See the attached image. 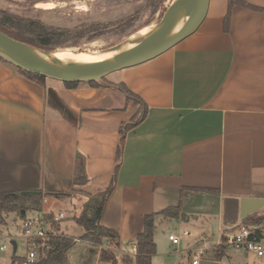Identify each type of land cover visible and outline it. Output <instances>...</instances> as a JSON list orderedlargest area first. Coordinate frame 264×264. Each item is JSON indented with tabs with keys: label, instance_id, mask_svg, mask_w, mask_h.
Segmentation results:
<instances>
[{
	"label": "crops",
	"instance_id": "obj_1",
	"mask_svg": "<svg viewBox=\"0 0 264 264\" xmlns=\"http://www.w3.org/2000/svg\"><path fill=\"white\" fill-rule=\"evenodd\" d=\"M231 1L210 0L193 34L153 59L116 71L111 85L66 87L48 78L43 86L0 61V192L67 193L46 196L37 215L53 214L48 205L62 202L74 207L76 219L86 193L110 186L121 128L140 112L127 101L122 83L148 109L124 135L115 187L100 218L118 237L98 246L99 260L109 247L125 264V254L135 255L145 216L157 213V228L171 218L161 212L178 205L188 222L216 218V242L200 245L201 256H194L216 260L212 247L244 224L242 199H264V12L233 3L226 31ZM241 1L264 8V0ZM78 153L88 176L82 185L74 181Z\"/></svg>",
	"mask_w": 264,
	"mask_h": 264
},
{
	"label": "rangeland",
	"instance_id": "obj_2",
	"mask_svg": "<svg viewBox=\"0 0 264 264\" xmlns=\"http://www.w3.org/2000/svg\"><path fill=\"white\" fill-rule=\"evenodd\" d=\"M41 1H54L56 7L41 9L36 5L37 2ZM171 1L159 2L158 0L156 4H151L150 0H0V17L16 15L21 18L36 19L50 27L72 28L75 30L80 26L104 24L107 28L103 27V29L106 28L104 32L96 37L86 34L80 38L62 39L61 42L53 41L54 43L52 42L53 44L51 43L47 50L52 52L64 48L86 50L98 43L103 44V49H107L112 45L126 41L128 37L143 27L159 22L166 14ZM27 35L32 38L36 37L35 34L29 32H27ZM16 68L18 69V67ZM115 80H117L116 71L106 75L105 83L95 86L101 87L102 85L114 84L113 81ZM51 81L46 78L45 83L42 85L46 86V82L50 83ZM30 207L24 217L21 216L19 210L3 212L0 215V246L2 244L6 245L4 249L0 247V264H22L23 257L27 253V240L23 236L22 222L26 217L37 216V211L32 210ZM48 207L54 212L51 213L52 215H59L60 211L64 213L65 216L60 219V223L65 235L71 234L77 236V238L82 237L83 227L77 223L75 209L71 204L50 203ZM260 215H264V211ZM206 220H208V223ZM213 223L212 231L208 234L207 240L205 236L206 229L210 228ZM217 230L215 217L203 218L200 216L197 219L192 218L189 222L183 217L166 219L155 229L157 253L154 255L153 264H193L194 256L197 254L201 256L197 249L200 245L216 242ZM184 231H190L193 234L185 235ZM171 232L181 236L179 245H172L168 237ZM13 240L16 241V245L12 242ZM97 248L98 246L89 245L80 239L69 250V259L72 264H121L120 261L117 263V260L115 263L99 260ZM203 257L208 256L203 254ZM220 261L222 264H231V262L264 264V260L255 254L247 253L233 246H228L225 257H222Z\"/></svg>",
	"mask_w": 264,
	"mask_h": 264
},
{
	"label": "trees",
	"instance_id": "obj_3",
	"mask_svg": "<svg viewBox=\"0 0 264 264\" xmlns=\"http://www.w3.org/2000/svg\"><path fill=\"white\" fill-rule=\"evenodd\" d=\"M151 4H156L158 0H150ZM165 0H159L163 2ZM241 3L243 5L250 6L251 8L258 9L264 12V8L249 5L241 0H232L230 2V9L226 16L225 28L226 31L230 29V19H231V6L233 3ZM106 27L104 24H91L89 26H80L77 30L75 29H61L54 28L42 24L40 21L32 18H21L16 15H6L5 17H0V29L7 33L9 36L29 43L31 45L39 46L42 48L49 49L48 46L53 41L61 42L60 40L80 38L86 34H90L93 37L104 32ZM36 35L35 38L29 37L27 32ZM91 37V38H93ZM54 43V42H53ZM52 43V44H53ZM0 61L8 63L0 57ZM18 70L26 75L28 78L39 82L40 84L45 83L46 77L40 74L25 71L21 68ZM80 82H65L67 87H75ZM92 85H99L98 81H90ZM120 88L126 93L127 101L134 102L139 106V114L136 115L130 122L124 123L121 128L122 139L120 141L118 151H117V165L115 168V173L110 186L102 191L95 194H87L88 200L84 203L81 212L76 217L78 224L84 227L85 233L82 235V239L88 241L94 245H102L109 241L112 244L118 237L117 231L100 224V218L102 216L106 201L108 196L111 194L115 187V182L117 178L118 168L121 161L122 147L124 135L127 130L138 124L147 114L148 105L146 102L128 89L127 86L120 83ZM88 176L86 173L85 162L81 154L78 153V159L76 162V171L74 176V181L76 184H84ZM73 194H85L84 191L73 189ZM67 193L60 192H49L42 190L33 191H20V192H0V215L3 212L20 211L21 216H25L26 212L29 210V206L32 210L42 211L43 199L48 195H54L57 197L63 196ZM181 206H173L166 208L161 213L166 217L180 218L182 217ZM47 218H51L52 214H44ZM157 213L148 214L145 216V228L144 231L137 235L136 245L137 251L134 256L125 254L123 261L125 264H153V256L157 253V246L155 241V229H156V219ZM244 224L248 225H264V215H249V217L243 221ZM50 248L46 250L44 254L41 255L40 260L36 264H72L68 252L76 243L75 239L64 234L52 235L49 240ZM117 244V242H116ZM228 245L218 244L212 247V256L216 260H220L225 256ZM101 259L116 262V256L111 249H102Z\"/></svg>",
	"mask_w": 264,
	"mask_h": 264
},
{
	"label": "water",
	"instance_id": "obj_4",
	"mask_svg": "<svg viewBox=\"0 0 264 264\" xmlns=\"http://www.w3.org/2000/svg\"><path fill=\"white\" fill-rule=\"evenodd\" d=\"M209 3L210 0H183L176 6H170L163 18L157 22L150 31L139 36L130 47L115 55L109 65L105 67L94 68L80 63L66 62L54 55H50L42 60L33 58L28 63L19 57L20 55H25L28 50L37 52L49 51L51 54L55 52L17 40L1 29L0 57L25 71L40 74L46 78L56 79L64 83L90 81L105 83L107 74L153 59L193 34L206 18ZM189 11H193L191 25L185 31L168 41L164 46L152 50V46L157 38L165 32L177 18ZM262 206H264V199H242V221H245L252 212ZM12 242L16 245L15 240ZM199 264L222 263L218 260L204 258L199 261Z\"/></svg>",
	"mask_w": 264,
	"mask_h": 264
},
{
	"label": "built area",
	"instance_id": "obj_5",
	"mask_svg": "<svg viewBox=\"0 0 264 264\" xmlns=\"http://www.w3.org/2000/svg\"><path fill=\"white\" fill-rule=\"evenodd\" d=\"M63 217L64 213L60 212L59 215H53L51 218H47L45 215H37L26 217L23 220L21 227L23 236L27 240V253L23 257L22 264H36L40 260L41 255L50 248L49 238L59 234L57 227ZM184 234L192 235L193 233L184 231ZM222 236L221 244L253 253L264 260V225L242 224L236 232L224 233ZM74 239L80 241L79 238ZM169 239L174 244H179L181 236L171 233ZM0 247L4 249L6 245L2 244ZM133 249L136 254L137 245ZM193 264H199V258H194Z\"/></svg>",
	"mask_w": 264,
	"mask_h": 264
},
{
	"label": "bare ground",
	"instance_id": "obj_6",
	"mask_svg": "<svg viewBox=\"0 0 264 264\" xmlns=\"http://www.w3.org/2000/svg\"><path fill=\"white\" fill-rule=\"evenodd\" d=\"M182 1L183 0H172L170 6L171 7L176 6ZM36 5L41 9H52L56 7L54 1L53 2L41 1V2H37ZM192 17H193V11H189L188 13L177 18L168 27V29L157 38L156 42L152 46V50L164 46L168 41H170L176 35L185 31L191 25ZM154 26L155 24L147 25L142 29H140L139 31L133 33L130 37H128L126 41L112 45L110 48L107 49H103L104 47L103 44L98 43L86 50L64 48L52 54L49 51L37 52L34 50H28L25 55H20L19 57L29 63L33 58H39L40 60H42L45 59L46 57H49L50 55H54L66 62L70 61V62L84 64L94 68H101L109 65V63L111 62L112 58L115 55L121 53L122 51L130 47L132 43L139 36L143 35L144 33H147Z\"/></svg>",
	"mask_w": 264,
	"mask_h": 264
}]
</instances>
